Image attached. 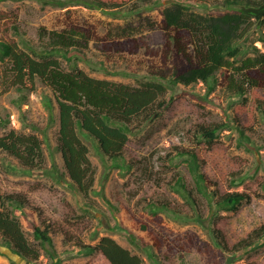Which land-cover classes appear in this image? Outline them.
Masks as SVG:
<instances>
[{
    "label": "rangeland",
    "instance_id": "rangeland-1",
    "mask_svg": "<svg viewBox=\"0 0 264 264\" xmlns=\"http://www.w3.org/2000/svg\"><path fill=\"white\" fill-rule=\"evenodd\" d=\"M172 3L173 0L140 1L134 12L129 6L112 12L83 4L64 6L43 0H2L0 39L14 38L23 47L29 43L39 48L47 41L41 38L43 28L48 31L77 24L84 26L93 36L84 48L93 62L78 60L77 65L92 76L140 86L150 79L146 63L151 51L161 49L164 43L159 26L160 9ZM190 9L205 12L203 7ZM14 25L22 31L21 35L15 33ZM127 25L136 32L132 35L133 52L113 50L110 53L101 36L110 33L109 38L123 40L118 31ZM262 33L264 28L252 29L246 45L254 44L264 51ZM250 48L247 54L255 55L253 47ZM59 58L66 69L72 68L64 57ZM100 61H105V66ZM5 68L0 59V70ZM166 85L164 98L169 102L168 107L162 115L130 134L126 155L117 166H112L114 160L102 156L94 142L83 137L96 171L93 190L85 196L67 182L58 180L60 173H67L58 149L60 114L52 88L38 82L37 89L29 93L21 109L15 101L19 92L7 80L4 83L0 79V135L13 128L37 133L43 140L47 159L44 170L28 172L16 158L0 156V194L26 195L28 206L16 210L15 214L42 253L37 262H29L0 242V264H110L101 251L86 252L76 246L80 240L96 244L104 235L114 237L139 254L145 264H264V240L253 249L229 254L231 258L227 261L212 232V228L218 229L220 238L233 248L251 230L264 224L263 115L252 97L244 104L240 98H229L220 85L211 91L203 82ZM241 105H245L247 121L252 125L246 137L232 127L221 129L212 142L195 134L199 124L225 122L235 107ZM30 123L38 128L33 129ZM184 148L198 154L202 171L220 192L240 190L250 193L252 198L238 209L210 208L204 195L196 189L190 159L178 153ZM182 177L187 187L194 190L197 207L180 191L178 182ZM153 203H169L175 212L189 216L199 213L204 220L179 218L174 211L164 209L154 212ZM28 211L34 212L38 223L46 219L52 225L53 248L45 249L34 237Z\"/></svg>",
    "mask_w": 264,
    "mask_h": 264
},
{
    "label": "trees",
    "instance_id": "trees-1",
    "mask_svg": "<svg viewBox=\"0 0 264 264\" xmlns=\"http://www.w3.org/2000/svg\"><path fill=\"white\" fill-rule=\"evenodd\" d=\"M43 1L64 6L83 4L112 12H120L129 6L127 8L134 12L138 2L147 0ZM262 4L264 0H173L172 5L161 8L159 26L164 34V43L161 49L151 51L146 63L150 79L140 86L98 78L80 68L78 60L93 62L84 50L85 44L93 36L78 24L63 30L47 31L43 28L41 38L47 41L39 48L29 43L23 47L14 38L0 39V59L6 67L0 70V79L4 83L7 80L19 92V98L15 101L21 109L29 93L37 89L38 82L52 88L60 114L58 149L67 173H60L58 180L67 182L80 194L88 196L95 184L96 171L90 158V148L83 137L94 142L102 156L114 160L112 166H117L126 155L125 147L130 134L143 123L162 115L168 107L169 102L164 98L167 83L174 87L203 82L210 91L220 85L229 98H240L244 104L252 97L264 117V51L257 45H246L252 29L262 31L264 28V15L259 16L244 9ZM191 6L203 7L205 12L202 14L191 10ZM14 26L15 33L21 35L22 31ZM134 33L131 25H127L118 31L123 40L109 38V33L101 36V41L106 42L104 44L109 46L110 53L113 50L133 52ZM260 37L264 40V33ZM250 47H253L255 55L247 54ZM59 56L71 63L72 68L66 69ZM100 65L105 66V61H100ZM246 116L245 105L235 107L227 121L199 124L195 134L212 142L221 129L232 127L246 137L245 134L252 129ZM51 118L54 120L53 116ZM23 123L26 124V121L23 120ZM30 124L33 129L38 128L36 124ZM43 144L37 133L13 128L0 135V156L6 154L16 158L28 172L44 170L47 159ZM178 153L190 159L196 189L204 195L210 208L238 209L244 201L252 198L250 193L240 190L220 192L216 183L202 171L201 160L194 150L184 148ZM184 178L178 182L179 189L197 207L194 190L187 187ZM27 206L28 198L21 192L0 194V242L24 260L37 262L42 255L41 249L29 239L15 214L16 210H23ZM152 208L154 212L159 209L174 211L169 203H153ZM173 213H177L179 218L197 222L203 219L199 213L196 216L181 211ZM27 216L34 229V237L42 247L53 248L50 234L52 225L44 219L42 223L46 224L42 226L32 211H28ZM212 232L227 261L231 258L229 254L253 249L264 240V224L251 230L233 248L225 243L223 237L220 238L218 229L212 228ZM76 246L86 252L101 251L110 264H145L139 254L133 253L110 235H104L96 244L80 240Z\"/></svg>",
    "mask_w": 264,
    "mask_h": 264
},
{
    "label": "water",
    "instance_id": "water-1",
    "mask_svg": "<svg viewBox=\"0 0 264 264\" xmlns=\"http://www.w3.org/2000/svg\"><path fill=\"white\" fill-rule=\"evenodd\" d=\"M244 9L248 12H254V13L258 14L259 16L264 15V4H262L259 7L250 6V7H245Z\"/></svg>",
    "mask_w": 264,
    "mask_h": 264
}]
</instances>
